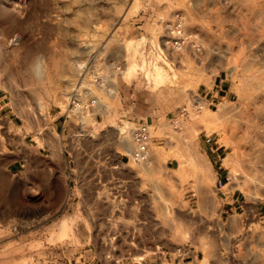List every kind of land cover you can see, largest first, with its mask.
<instances>
[{
    "label": "rangeland",
    "instance_id": "374dc122",
    "mask_svg": "<svg viewBox=\"0 0 264 264\" xmlns=\"http://www.w3.org/2000/svg\"><path fill=\"white\" fill-rule=\"evenodd\" d=\"M263 8L0 0V96L12 119L0 114V158L9 152L17 171L0 170V264H264V165L224 167L241 156L245 113L264 103ZM153 63L168 74L161 84ZM73 92L96 106L69 119L63 163L94 186L48 203L46 219L28 218L24 151L44 133L59 138L54 118ZM195 96L209 105L194 110ZM142 121L152 139L137 161L130 131Z\"/></svg>",
    "mask_w": 264,
    "mask_h": 264
},
{
    "label": "crops",
    "instance_id": "0c3cea01",
    "mask_svg": "<svg viewBox=\"0 0 264 264\" xmlns=\"http://www.w3.org/2000/svg\"><path fill=\"white\" fill-rule=\"evenodd\" d=\"M221 82L223 81L221 80ZM220 83V86H217L215 91L216 95L211 93L209 96L212 102L224 92ZM4 99L5 96H0V114H3V118L12 122V119H10L11 114L4 112L7 109V103H5ZM57 120L59 121L57 122ZM69 122L70 120L64 122V113H59L55 116L52 126L59 138L50 137L47 133H44V136L39 137L43 140L41 146H37L35 141L30 143L28 149L24 151L21 165V185L24 195L23 213L28 218L46 219L48 203L61 204L64 201H75L77 200L75 197L78 195L79 186H94V182L90 183V180H86L84 184L79 181V175L75 173L78 171L77 165L69 163L66 165L63 163V159L66 158V153H68V149H64V141L67 139L68 132H64ZM31 141L32 139H30ZM0 161V170L5 175H15L17 173L9 152L3 155ZM215 179L217 184L222 183L223 176L217 172ZM0 187H2L1 183ZM85 200L90 201L89 198ZM177 264H180V262Z\"/></svg>",
    "mask_w": 264,
    "mask_h": 264
},
{
    "label": "bare ground",
    "instance_id": "6f19581e",
    "mask_svg": "<svg viewBox=\"0 0 264 264\" xmlns=\"http://www.w3.org/2000/svg\"><path fill=\"white\" fill-rule=\"evenodd\" d=\"M258 15H264V10L261 9L258 11ZM152 68L154 84H161L164 80L168 79L167 72L163 68L159 67L156 63H153ZM131 69L133 70V68ZM128 72H130V70H128ZM262 93L264 96V91ZM242 125V133L240 132L242 136L238 143L234 145V148H239L242 150L241 156L240 158L236 157L235 155L228 156L226 160H224V167L228 164V161H233L236 163V165H241L242 167H255L259 164L264 165V103L261 102V104H252L251 109L245 113L244 122ZM191 149L192 148H188V150ZM192 163L199 169H202L204 166H206V164H204V162L197 156H193ZM214 178L215 177H213V181H215Z\"/></svg>",
    "mask_w": 264,
    "mask_h": 264
},
{
    "label": "built area",
    "instance_id": "2783aa9c",
    "mask_svg": "<svg viewBox=\"0 0 264 264\" xmlns=\"http://www.w3.org/2000/svg\"><path fill=\"white\" fill-rule=\"evenodd\" d=\"M177 36H181L180 30H177ZM179 46V39L174 42ZM205 100L195 96L193 100L194 110L201 111L205 108ZM96 101L94 99L87 100L86 104L82 101L77 92H73L68 96V105L64 112V122L71 117H79L82 115H89L94 107ZM147 122H138L130 131L134 149L130 152V156L137 161H144L149 156V145L151 143V136L148 131Z\"/></svg>",
    "mask_w": 264,
    "mask_h": 264
}]
</instances>
